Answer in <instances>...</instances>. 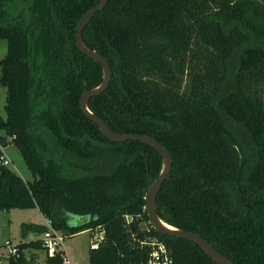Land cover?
<instances>
[{
	"label": "trees",
	"instance_id": "16d2710c",
	"mask_svg": "<svg viewBox=\"0 0 264 264\" xmlns=\"http://www.w3.org/2000/svg\"><path fill=\"white\" fill-rule=\"evenodd\" d=\"M97 2L0 0V129L33 175L24 180L0 159V209L37 207L65 236L102 225L89 264H148L150 247L140 244L148 235L165 241L172 264H219L193 241L140 226L160 153L140 140H111L79 107L83 89L102 80L100 63L75 40L76 21ZM82 39L112 69L89 108L113 130L149 134L171 153L159 216L235 264H264V0H107ZM230 58L232 81L222 90ZM223 116L243 129L251 151ZM5 143L0 135V157ZM103 158L109 169L94 170ZM21 226L24 236L47 228ZM15 246L0 264H64L62 249L42 263L27 255L45 249L40 238Z\"/></svg>",
	"mask_w": 264,
	"mask_h": 264
},
{
	"label": "water",
	"instance_id": "95a60500",
	"mask_svg": "<svg viewBox=\"0 0 264 264\" xmlns=\"http://www.w3.org/2000/svg\"><path fill=\"white\" fill-rule=\"evenodd\" d=\"M106 3L107 0H98L97 4L89 7L86 11L83 12V14L78 18L75 24V40L78 48L86 55L98 61L102 69V80L93 87L83 89L79 98V107L87 117H89L98 125L100 131L111 140L113 141H123L126 139L140 140L152 146L160 153L162 158L160 171L156 177L154 178L149 177L150 181L147 185L144 195L145 209L147 211L149 222L151 223V225L161 233L180 237V238H186L190 241L195 242L200 246V248L205 253H207L213 260H215L219 264H235L230 257H228L227 255L216 249L206 238H204L200 234L191 230H187L175 226L164 220L157 213L156 211L157 192L159 191L162 182L167 177L172 166V156L169 150L167 149V147L163 143L158 141L155 137L149 134L138 133V132L122 133L113 130L101 116H99L97 113L92 111L88 106V99L90 98V96L102 92L108 86L112 76V69L105 55H103L101 52L93 48H90L84 43L82 39V30L84 26L88 23L90 18L95 14V12L102 10L106 5Z\"/></svg>",
	"mask_w": 264,
	"mask_h": 264
},
{
	"label": "rangeland",
	"instance_id": "374dc122",
	"mask_svg": "<svg viewBox=\"0 0 264 264\" xmlns=\"http://www.w3.org/2000/svg\"><path fill=\"white\" fill-rule=\"evenodd\" d=\"M6 48H7L6 39L0 38V58L4 56L6 52ZM231 58L228 60V63L230 65L229 67L230 71L227 76L226 82L224 83V86H222L223 87L222 90H227L232 81L231 74L233 72L232 70L233 66H231V63H232ZM5 103H6V87L4 84L0 83V115L3 118H5L6 116ZM223 119L225 123L236 133V135L240 139V142L242 143V146L246 150H248V152L251 151V143L249 142L246 136V133L243 131V129L240 128V126H238L232 120H230V118L223 116ZM0 134H2L3 136H6V140H7L8 135H6L3 129H0ZM3 153L5 154L6 159L8 160L6 164L7 166H9L15 172L20 174V176H22L24 180H32L33 175L31 171L28 169V167L26 166L19 149L15 144H13L11 141H7V144L4 145L3 147ZM98 160L100 161V163ZM104 162H105L104 158L96 159L92 163L94 170L96 171L108 170L111 164V161L107 163H104ZM65 171H68L67 167H65ZM125 218H126V222L130 220L126 215H125ZM24 220L41 221V222L44 221L43 216L37 207H27V208L13 207L10 213L7 210L0 209V245L4 247L5 255H7L8 253L7 247H8L9 241H10L9 243L10 245H15L16 242H19V239H23L21 224H22V221ZM148 222L149 220L148 221L144 220L140 223V226L142 228H149L150 224ZM9 223L12 224L11 231L9 229ZM38 234L41 235L42 232ZM89 234H90L89 230L85 229L77 233L65 236L64 246L67 251L65 256L68 257V259L70 260V264H89V260H88ZM26 253L28 256H31L33 258L36 257V260H38L39 262H41L47 254L44 248L36 249V251L26 250Z\"/></svg>",
	"mask_w": 264,
	"mask_h": 264
},
{
	"label": "built area",
	"instance_id": "2783aa9c",
	"mask_svg": "<svg viewBox=\"0 0 264 264\" xmlns=\"http://www.w3.org/2000/svg\"><path fill=\"white\" fill-rule=\"evenodd\" d=\"M2 163L7 164L8 160L6 159L5 154L3 153L0 157ZM131 219L130 215H126ZM89 230V239L88 247L89 249L97 248L105 239V229L102 225L96 227L87 228ZM42 244L45 247V250L48 254H53L58 250H61L64 244L65 235L64 233L51 225L50 220L47 219V228L40 235ZM141 245H148L150 247L148 264H172V256L167 248V245L163 239L157 235H148L146 238L141 240ZM7 257L9 254H14L17 252L15 245H10L8 242L7 247ZM7 260V258H6ZM64 264H70L69 260L65 257L64 254Z\"/></svg>",
	"mask_w": 264,
	"mask_h": 264
},
{
	"label": "crops",
	"instance_id": "0c3cea01",
	"mask_svg": "<svg viewBox=\"0 0 264 264\" xmlns=\"http://www.w3.org/2000/svg\"><path fill=\"white\" fill-rule=\"evenodd\" d=\"M1 136H2V134H0ZM10 137L8 136L7 137V140H6V143L4 144V145H6L7 144V141H9L8 139H9ZM4 145H2V151H3V147H4ZM13 208V207H12ZM12 208H10L9 210H7V211H9V213H10V211H11V209ZM43 216V215H42ZM43 219H44V221L43 222H41V221H32V220H24V221H22V222H34V223H39V224H45V225H47V218L45 217V216H43ZM11 223H9V229H10V231H11ZM33 235V236H32ZM23 236V239H19V242L20 241H28V240H31V239H35V238H40V234H35V233H33L32 231H29L28 233H26V235L24 236V235H22ZM11 240V239H10ZM16 243H18V242H16ZM63 250H64V252H65V254L67 253V251H66V248H65V246H64V244H63V248H62ZM4 251H5V249H4V247L3 246H1L0 245V260H1V262H5L6 261V258H7V255H5V253H4ZM66 257V256H65ZM67 259H68V257H66ZM44 260V259H43ZM43 260L41 261V262H39L38 260V262L39 263H42L43 262ZM69 260V259H68ZM69 263H70V260H69Z\"/></svg>",
	"mask_w": 264,
	"mask_h": 264
}]
</instances>
